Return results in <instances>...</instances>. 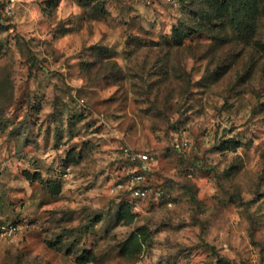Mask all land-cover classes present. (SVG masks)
Returning <instances> with one entry per match:
<instances>
[{"label": "rangeland", "instance_id": "obj_1", "mask_svg": "<svg viewBox=\"0 0 264 264\" xmlns=\"http://www.w3.org/2000/svg\"><path fill=\"white\" fill-rule=\"evenodd\" d=\"M0 264H264V0H0Z\"/></svg>", "mask_w": 264, "mask_h": 264}, {"label": "built area", "instance_id": "obj_2", "mask_svg": "<svg viewBox=\"0 0 264 264\" xmlns=\"http://www.w3.org/2000/svg\"><path fill=\"white\" fill-rule=\"evenodd\" d=\"M10 7L11 5L7 7L8 11ZM177 147H181V144L177 143ZM123 154L129 160L130 165L118 182V189L128 192L135 198H148L152 195L158 198L162 194V190L155 189L145 183L146 175L156 162V155L149 151H138L130 148L123 149Z\"/></svg>", "mask_w": 264, "mask_h": 264}, {"label": "trees", "instance_id": "obj_3", "mask_svg": "<svg viewBox=\"0 0 264 264\" xmlns=\"http://www.w3.org/2000/svg\"><path fill=\"white\" fill-rule=\"evenodd\" d=\"M224 258V257H223ZM224 260H226V259H224Z\"/></svg>", "mask_w": 264, "mask_h": 264}]
</instances>
